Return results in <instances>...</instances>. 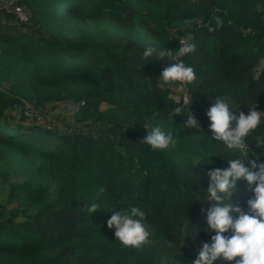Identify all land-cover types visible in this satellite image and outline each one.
Here are the masks:
<instances>
[{"label":"trees","instance_id":"1","mask_svg":"<svg viewBox=\"0 0 264 264\" xmlns=\"http://www.w3.org/2000/svg\"><path fill=\"white\" fill-rule=\"evenodd\" d=\"M23 6L25 32L0 23L6 188L0 264H192L215 235L207 230V211L216 203L207 196V173L239 157L213 139L206 112L217 97L237 116L253 103L264 112V0H23ZM216 15L224 28L210 32ZM191 17L200 23L185 28ZM181 40L195 44V53L143 57L149 47L175 53ZM180 60L195 69V82L158 87L163 69ZM68 101L86 132L26 125L12 109ZM175 107L185 114L171 119ZM189 111L198 129L184 128ZM145 125L172 132L175 145L153 151L141 144ZM247 142L249 159L264 163V124ZM253 198L254 186L241 180L231 203L245 210ZM93 203L99 210L89 214ZM131 206L145 211L152 233L141 249L121 246L107 227L114 210Z\"/></svg>","mask_w":264,"mask_h":264},{"label":"clouds","instance_id":"2","mask_svg":"<svg viewBox=\"0 0 264 264\" xmlns=\"http://www.w3.org/2000/svg\"><path fill=\"white\" fill-rule=\"evenodd\" d=\"M200 18H185L182 22L185 28L199 24ZM225 21L220 15L213 16L209 21L210 32L224 28ZM214 25V26H213ZM196 45L185 40L180 41V47L175 50H156L147 48L143 57L149 59L154 54L160 59L185 57L195 53ZM264 63V60L261 61ZM197 79L195 69L186 65L182 60L170 63L159 76L158 87L165 88L171 85L192 84ZM187 102V101H186ZM258 105L253 103L248 107L247 114L240 112L235 115L226 98L213 99L206 115L210 120V130L213 139L221 142L230 151L239 153L238 158L228 159L227 169L216 168L207 174L210 184L207 196L210 201L216 202L207 211V230L215 232L211 243L204 242L192 264H217L224 260L235 264H264V163H257V159H249L248 137L264 124V112L257 110ZM182 107H175L170 118L183 115ZM186 129H198L197 118L189 111L187 120L183 124ZM148 129V135L140 143L147 145L153 151L167 150L174 146L176 140L172 132L165 131L160 126ZM247 160L250 167L246 166ZM245 180L249 186H254V198L248 201L249 212L245 213L239 205L231 203L236 194L237 184ZM105 189L99 188L103 194ZM99 210L95 203L86 208L87 213L94 214ZM203 211V210H202ZM236 213V216L232 214ZM146 213L137 206L128 207L127 212L114 210L107 220V227L115 229L114 236L125 248L141 249L151 243L152 233L146 226ZM231 231L230 236L225 233Z\"/></svg>","mask_w":264,"mask_h":264},{"label":"built area","instance_id":"3","mask_svg":"<svg viewBox=\"0 0 264 264\" xmlns=\"http://www.w3.org/2000/svg\"><path fill=\"white\" fill-rule=\"evenodd\" d=\"M19 1L20 0H0V14L12 17L13 22L17 25H27L29 24V16L23 4H20ZM184 104H190L188 98L184 100ZM12 109L15 113L22 115L38 127L45 130H53V126L47 120L41 109H36L27 103L23 105L14 103ZM243 211L248 213L249 209H245Z\"/></svg>","mask_w":264,"mask_h":264},{"label":"rangeland","instance_id":"4","mask_svg":"<svg viewBox=\"0 0 264 264\" xmlns=\"http://www.w3.org/2000/svg\"><path fill=\"white\" fill-rule=\"evenodd\" d=\"M6 16L3 14H0V23L2 25H10L14 24L13 19H6ZM15 30L25 32L26 29L21 27L20 25H17L15 23ZM76 105L71 102H65V103H58V104H50L47 105L45 108L42 109L43 114L46 116L47 120L56 128V126H59L60 131L64 130H72V131H84L89 130V128H85L83 124H76L73 117L74 112L76 111ZM16 119V118H15ZM17 121V119L15 120ZM27 124H33L31 122L25 121ZM5 187L0 182V200L5 199Z\"/></svg>","mask_w":264,"mask_h":264},{"label":"water","instance_id":"5","mask_svg":"<svg viewBox=\"0 0 264 264\" xmlns=\"http://www.w3.org/2000/svg\"><path fill=\"white\" fill-rule=\"evenodd\" d=\"M19 3H20V4H23V0H20Z\"/></svg>","mask_w":264,"mask_h":264}]
</instances>
